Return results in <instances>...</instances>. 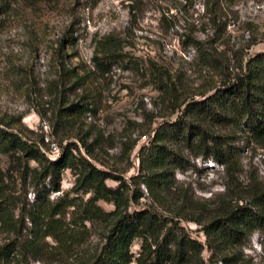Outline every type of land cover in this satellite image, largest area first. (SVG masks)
Masks as SVG:
<instances>
[{
    "label": "rangeland",
    "instance_id": "374dc122",
    "mask_svg": "<svg viewBox=\"0 0 264 264\" xmlns=\"http://www.w3.org/2000/svg\"><path fill=\"white\" fill-rule=\"evenodd\" d=\"M220 8L215 11L213 0H0V126L23 130L51 160L69 142L88 157L82 138L92 146L91 162L97 168L130 183L140 173L141 149L151 144L164 122L182 116L185 100L212 94L225 76L232 79L242 64L264 53V0H226ZM107 37L119 43L124 61L107 62L104 73L93 66V57L97 41ZM197 45L214 59L211 66L203 65ZM78 74L86 77V84L78 82ZM162 89H175L178 99L165 97ZM73 103L88 105L89 111L65 117ZM216 133L226 137L234 165L184 151L174 182L177 192L188 193L192 201L188 212L197 214L198 207L205 214H223L236 203H249L254 187L264 190V147L238 128L217 127ZM25 164L0 155V179L13 221L27 236L35 198L31 181L23 177ZM29 166L37 164L31 161ZM75 183L76 176L67 170L62 192L79 205L90 194L75 192ZM107 184L117 186L113 180ZM60 194L50 199L56 201ZM99 205L114 210L104 201ZM153 206L157 208L149 195L133 204L134 209ZM73 212L69 209L67 223ZM181 226L206 243L200 226L184 219ZM72 231L90 253L104 244L106 230L97 223L72 225ZM13 236L0 226V244ZM139 248L137 241L134 252ZM239 251L241 264H264L263 235L256 231ZM203 256L208 261L210 254ZM41 259L30 263L68 264L61 257Z\"/></svg>",
    "mask_w": 264,
    "mask_h": 264
},
{
    "label": "trees",
    "instance_id": "16d2710c",
    "mask_svg": "<svg viewBox=\"0 0 264 264\" xmlns=\"http://www.w3.org/2000/svg\"><path fill=\"white\" fill-rule=\"evenodd\" d=\"M223 1L226 0H213L216 12L221 10ZM198 45L203 65L211 66L214 59ZM121 54L119 43L112 37L101 39L97 41L93 66L106 73L108 63L124 61ZM238 70L232 79L225 76L220 85L214 86L212 94L202 93L203 99L185 100L182 116L164 122L155 131L151 144L140 151V173L130 183L97 168L91 162L92 146L82 138L79 140L89 158L77 143L69 142L62 147L60 157L51 160L40 143L32 141L23 130L0 126V155H9L20 164L26 162L23 177L31 181L35 198L34 211L30 212L33 227L24 236L13 221L12 204L1 184L4 179H0V226L15 236L0 244V264L43 262V256L61 257L68 264H241L239 249L247 239L256 231L264 237V190L254 187L249 203H236L223 214H205V209L198 207L195 214L187 211L192 202L188 193L177 192L174 182L176 168L183 165L184 151L205 161L234 165V152L226 137L216 133L217 127L238 128L264 147V53ZM76 76L78 82L86 84V77ZM163 91L172 101L179 97L175 89ZM177 108L172 114L181 106ZM88 111V105L73 103L65 109V117ZM41 142L45 144V139ZM31 161L37 166L30 167ZM67 170L76 176L75 192L90 194L86 202L76 205V200L62 192V177ZM109 180L117 186H109ZM141 186L157 208H133V204L147 197ZM54 193L62 195L52 201L50 196ZM101 201L112 204L114 210L105 211L99 205ZM71 208L75 212L73 221L67 223ZM181 219L200 226L206 243L194 239L181 226ZM87 222L106 230L104 244L94 254L82 248L72 231V225L84 226ZM137 241L140 248L136 253L133 247ZM205 251L210 254L208 261L203 256Z\"/></svg>",
    "mask_w": 264,
    "mask_h": 264
},
{
    "label": "built area",
    "instance_id": "2783aa9c",
    "mask_svg": "<svg viewBox=\"0 0 264 264\" xmlns=\"http://www.w3.org/2000/svg\"><path fill=\"white\" fill-rule=\"evenodd\" d=\"M59 149L57 148V151H58ZM47 156H48V154H47ZM49 157V156H48Z\"/></svg>",
    "mask_w": 264,
    "mask_h": 264
}]
</instances>
